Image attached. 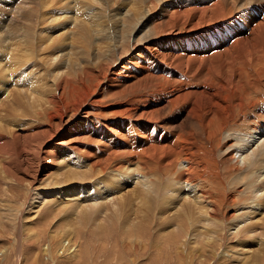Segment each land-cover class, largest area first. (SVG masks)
Listing matches in <instances>:
<instances>
[{
    "label": "bare ground",
    "instance_id": "1",
    "mask_svg": "<svg viewBox=\"0 0 264 264\" xmlns=\"http://www.w3.org/2000/svg\"><path fill=\"white\" fill-rule=\"evenodd\" d=\"M16 1L0 6V264H84L81 232L117 222L126 258L168 246L180 264H264V0H60L43 8L39 50L45 4ZM234 23L213 52L164 47ZM40 52L44 69L16 78ZM200 130L220 137L211 149ZM144 224L165 229L142 239Z\"/></svg>",
    "mask_w": 264,
    "mask_h": 264
},
{
    "label": "rangeland",
    "instance_id": "2",
    "mask_svg": "<svg viewBox=\"0 0 264 264\" xmlns=\"http://www.w3.org/2000/svg\"><path fill=\"white\" fill-rule=\"evenodd\" d=\"M6 1V2H5ZM12 0H0V6H2V4H4L5 6H6V4H7V2H11ZM26 2L27 0H17L16 2L18 3H21V2ZM34 3H35V5L33 6H30L29 7V11H30V8H33V9H35V8H37V9H35V10H38V9H40L41 7H42V5H44L45 4V6H43L42 7V10L43 11H41V10H39L38 12H37V14L35 13L34 15H37V16H33L34 18L32 19L33 21H31L30 23H31V27L30 28H32L31 29V32H29L30 34V40H29V44L31 45V48H32V50H39V49H37L38 48V45H37V43L39 42L40 43V39H41V35L38 33L39 32V30H40V28L39 27H41V23H39L40 21H42L45 17H47V14H45V13H47L48 12V14L49 15H51V14H54V13H56V12H60L61 10H63L64 9V6L66 7L67 5H68V1L66 0V3H65V1H61V3H60V0H43V1H46V3L44 2L43 3V1L42 0H32ZM31 1V2H32ZM40 1V2H39ZM54 1V2H53ZM59 1V2H58ZM3 2H5V3H3ZM48 2H49V5H48ZM57 2V3H56ZM62 2H64L65 4H63L64 6H63V9H62ZM170 2V3H169ZM37 3H39V4H37ZM56 4V5H55ZM46 5H48V6H46ZM168 5L169 6H172V0H169L168 1ZM52 6V7H51ZM60 6V7H59ZM45 7H48V9L47 8H45ZM1 8V7H0ZM43 8H45L46 9V11H45V9H43ZM55 8H57V9H55ZM7 9H9V8H7ZM51 9V10H50ZM49 10V11H48ZM52 11V12H51ZM31 12V11H30ZM41 12V13H40ZM46 15H44L43 13ZM50 12V13H49ZM40 13V14H39ZM39 15V16H38ZM40 15H42V16H40ZM52 16V15H51ZM51 16H48V19H50L51 18ZM42 17V18H41ZM44 17V18H43ZM40 20V21H39ZM39 21V22H38ZM34 24V25H33ZM33 26V27H32ZM35 26V27H34ZM37 27V28H36ZM29 28V29H30ZM38 28H39V30H38ZM37 31H36V30ZM224 31H228L229 33H233V31H237L238 33H241V29H240V27L236 24V23H234V24H232V25H228V24H225V25H223L221 28L220 27H217V28H214L213 30H211V31H209V32H206V33H203V34H198V35H192V36H182V37H180V38H178V39H176V40H179V39H183V38H191V37H196V36H203V35H206V34H208V33H214V34H218V39H215L214 37H212V38H210L209 39V42H214L216 45H218V46H216V47H214V48H210L209 47V45H207V47H205V48H201L200 49V51L199 52H196L195 54H202V53H204V52H207V53H210V52H213L214 51V49L215 48H221L222 47V44H221V40L222 39H224ZM33 32V33H32ZM36 34V35H35ZM38 34V35H37ZM40 36V37H39ZM37 38V39H36ZM39 39V40H38ZM175 39H172L171 40V42L170 43H165V45L164 46H168L169 44H171V43H173L174 41H176ZM233 39H231V40H229L228 42L230 43L231 41H232ZM35 42V43H34ZM33 44V45H32ZM41 44V43H40ZM17 45H18V43L16 44L15 43V45H14V47L16 48L17 47ZM36 46V47H35ZM42 47L44 48V46L42 45ZM172 53H179V52H172ZM13 54V53H12ZM11 54V55H12ZM46 54V53H45ZM180 54H184V52L183 53H180ZM187 54V53H186ZM10 54H9V56H11ZM47 55V54H46ZM43 56L44 55H41V52H40V54L39 53H35V57H38V60H36V58H35V60H33V61H31V63L29 64L30 65V67H28L29 65H26V67L25 66H23L22 68H21V72L19 71V72H17V75H16V78L17 77H20L19 76V74L21 73L22 74V80H23V82H24V79L23 78H25L26 79V81L25 82H27V83H30V80H31V78L33 77V76H29V70L32 68V63H35L36 65H35V71H36V69L37 70H39V69H41V70H43L44 68V64L46 63V61H45V59H43ZM45 57V56H44ZM45 61V63H44V61ZM38 61V64L36 63ZM14 64V63H13ZM40 64H42L41 66H40ZM29 69V70H28ZM24 72V73H23ZM43 72V71H42ZM25 76V77H24ZM7 84L6 85H9V82H6ZM16 86H12V88H15ZM11 88V87H10ZM24 88V89H23ZM23 88L21 87L20 89L21 90H25L26 88L23 86ZM22 91V92H23ZM26 92H27V89H26ZM26 92L24 93V94H26ZM108 97L107 96H104V100H106V103L108 104V103H116L117 102V100H112V102L110 101H108ZM3 101H5V100H3ZM113 103V104H114ZM126 106H129V105H126ZM118 107H121V105H118ZM118 107H116V109H121V108H118ZM8 109H11L10 107H8L7 109H6V107L4 108V112H3V114L4 115H6L7 113V111H8ZM108 109V110H107ZM107 109H103V110H106L105 112L108 114L109 113V111H110V108H107ZM12 110V109H11ZM102 110V111H103ZM6 111V112H5ZM102 111H98V109H97V107H96V111H92V114L94 115V116H96L97 118H101V117H103L100 113L102 112ZM95 112L96 113H99V114H95ZM0 113H1V109H0ZM122 118H125V116H122V115H116L115 117L114 116H108V117H105V120L104 121H101V122H104V123H106V124H110L111 122H116V121H119V120H121ZM24 122H25V120H24ZM22 123V124H21ZM140 125V124H139ZM17 126H19V127H22L23 126V128H25L26 126L24 125V123H23V121L22 122H20V123H18L17 124ZM19 127H17V129H20ZM90 133H94V131L92 132H90ZM198 139H200V140H202V138H203V142H206V145L208 146L209 144V146H208V148L209 149H211L212 147H213V145L215 146V144H216V141L218 140L217 138H220L219 136H217L216 138H213V139H211V140H208V139H205V136H204V134H203V132L200 130L199 131V135H198ZM208 141H209V143H208ZM89 143V142H88ZM93 143H89V144H87V142H84V143H82V146H84V147H89L90 145H92ZM111 144H113V143H111ZM93 146L95 147V150H96V153H99L100 152V155H101V151L102 150H100L101 148H102V145H94L93 144ZM211 146V147H210ZM97 148V149H96ZM98 148H100L99 150H98ZM82 151H83V149H81ZM95 150H93V152H95ZM81 151V152H82ZM83 152H86V151H83ZM95 153V154H96ZM97 156L99 155V154H96ZM99 155V156H100ZM44 172H47V171H44ZM48 174V172L46 173V175ZM46 175H44V173H43V175H42V177H41V179L43 180V179H46ZM164 177H167L166 175H164ZM234 187V186H233ZM236 187V186H235ZM11 195V194H10ZM241 197H243V196H241ZM241 197H239L238 199H241ZM246 197V196H245ZM248 198H249V196H247ZM247 202H249V201H243V203H247ZM156 204V203H155ZM156 207V206H155ZM126 213H127V215H130V213H131V211H130V209L127 207L126 208ZM49 212H48V209H46L45 210V212H44V214H43V217H42V219L43 218H45V217H47L49 214H48ZM26 217L29 219V221L31 222V224H32V227H39L40 226V221L39 222H37V221H35V219L34 218H31L27 213H26ZM66 222H63L62 224H65ZM120 226V227H119ZM122 226H124V225H121V224H119L118 222H117V226L115 227V229H113V228H110L109 229V232L107 231L106 232V230H104V231H102V233L101 234H99V235H97L94 231H93V229L91 228V227H88L87 229H86V231L85 230H83V231H85V235H84V232L82 231L81 232V234H80V236H81V239L83 240L84 238V242H83V244H84V254H85V258L86 259H84V264H132V262H130V259L131 258H135L134 260H137V262H135V264H180V261L178 260L179 258H178V256H177V252H176V249L174 250V251H171V248L169 247V248H167V247H162L161 248V251L163 250V253H161V254H159V256H157L156 257V254H155V252H154V249L151 247V250H150V252L148 253V254H145V253H142V254H140V257H141V259H140V257L138 256H135V255H130L131 256V258H126L125 256L123 257V254H126L125 252H123L122 251V249L124 248H126V247H124L123 246V244H122V240H124L125 238H126V236H124V235H122V232H123V230H124V228L126 229L127 227H125L124 226V228H121ZM128 227H130V228H134V225L132 224H129L128 225ZM146 226H145V224L143 225V226H140L139 227V229L137 230V232H136V234H138L139 236L138 237H140V238H142V239H144V238H148V239H150V238H152V240L151 241H153V240H155V239H157V235H158V229H165V226H162V228H159V226H155L154 227V232H155V234L153 235V234H151L150 233V231H149V229H147V230H144V228H145ZM158 227V228H157ZM164 227V228H163ZM119 228H121V229H119ZM131 229V230H132ZM155 229H157V230H155ZM143 230H144V233H143ZM91 231V232H90ZM143 234H144V236H143ZM95 235V236H94ZM153 235V236H152ZM88 237V238H87ZM164 237H165V235H164ZM111 238V239H110ZM87 241V242H86ZM198 241H202V239H199ZM5 243V240L4 239H1L0 240V245L1 244H4ZM25 244H27L28 246L26 247V251L28 252H34V251H36L37 249H39V246L37 247V246H32V245H29L28 243H27V240L24 242ZM87 244V245H86ZM121 244V245H120ZM151 244H152V242H151ZM150 244V246H153V245H151ZM202 244V243H201ZM124 245H126L125 243H124ZM162 245H164V241L162 242ZM86 247H88L87 248V250H86ZM200 246H198L197 247V249L199 248ZM121 248V249H120ZM192 247L191 246H189L188 247V250H190ZM153 249V250H152ZM168 249V250H167ZM197 249L195 248L194 249V252H196L197 251ZM253 249L254 248H252V250L250 251V252H252L253 251ZM191 251H193L192 249H191ZM123 252V253H122ZM152 253H154V254H152ZM159 253V252H158ZM150 254V255H149ZM152 254V255H151ZM127 255H129V254H127ZM142 255V256H141ZM16 256V252H14L13 253V255H12V258H11V264H14V257ZM205 256H208V254L207 255H205ZM231 256H233V258L232 259H234L235 258V260L236 261H239V262H241V261H243V262H249V258L250 257H248L249 255H241V254H232ZM238 258H237V257ZM129 257V256H128ZM125 258H126V260H125ZM263 258V260H264V257H262ZM13 259V260H12ZM177 259V260H176ZM139 260V261H138ZM13 261V262H12ZM86 261H87V263H86ZM65 263V260H60V262L58 263V264H64ZM56 264H57V262H56ZM193 264H200V263H198V261H194V263Z\"/></svg>",
    "mask_w": 264,
    "mask_h": 264
},
{
    "label": "trees",
    "instance_id": "3",
    "mask_svg": "<svg viewBox=\"0 0 264 264\" xmlns=\"http://www.w3.org/2000/svg\"><path fill=\"white\" fill-rule=\"evenodd\" d=\"M209 36V34L204 36H198L191 39H180L176 40L173 43L169 44L168 46H164L166 49H168L170 52H185V53H196L199 52L200 47L204 48L205 45L202 43L203 40H206V38ZM227 41V40H226ZM225 42V41H223ZM222 42V44H223ZM215 45H212L214 47Z\"/></svg>",
    "mask_w": 264,
    "mask_h": 264
}]
</instances>
